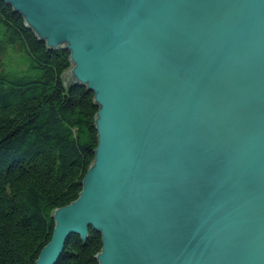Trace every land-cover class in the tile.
Returning a JSON list of instances; mask_svg holds the SVG:
<instances>
[{"label":"water","instance_id":"obj_1","mask_svg":"<svg viewBox=\"0 0 264 264\" xmlns=\"http://www.w3.org/2000/svg\"><path fill=\"white\" fill-rule=\"evenodd\" d=\"M92 92L98 146L36 264H264V0H0Z\"/></svg>","mask_w":264,"mask_h":264},{"label":"trees","instance_id":"obj_2","mask_svg":"<svg viewBox=\"0 0 264 264\" xmlns=\"http://www.w3.org/2000/svg\"><path fill=\"white\" fill-rule=\"evenodd\" d=\"M70 53L51 50L0 1V264H36L52 213L79 198L95 158L98 106L67 78ZM102 236L73 235L58 264H99Z\"/></svg>","mask_w":264,"mask_h":264}]
</instances>
